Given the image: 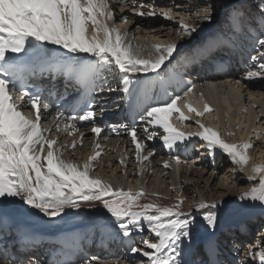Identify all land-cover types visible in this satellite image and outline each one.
I'll return each instance as SVG.
<instances>
[{
    "label": "snow or ice",
    "instance_id": "snow-or-ice-1",
    "mask_svg": "<svg viewBox=\"0 0 264 264\" xmlns=\"http://www.w3.org/2000/svg\"><path fill=\"white\" fill-rule=\"evenodd\" d=\"M112 7L114 5H110L109 0H0V213L6 214L9 208H14L16 199L27 206L21 211L36 210L47 217H60L62 213L67 215V209H80L82 204L90 207L99 205L97 210H106L124 237H131L136 231L143 232L144 225H147L155 242L145 239L142 241L143 247L130 248L132 253L147 258L148 264H183L179 244L182 238H192L193 226L196 225L191 213L181 211L184 199L178 196L174 204L161 205L158 199H153L158 198L159 193H147L143 188L137 191L125 189L90 175L95 170L94 162L100 157V151H95L82 164L65 159L64 148L74 150L77 141L73 140L71 145L58 144V138L50 135L51 127L41 124L42 113L49 111L50 104L38 87L34 91L28 87L29 80L36 79L45 71H63L77 80L84 89L85 99L79 105L83 115L70 117L71 122L65 125L64 130L70 128L73 132L77 131L74 123L77 119L89 121L93 125L92 133L98 137L103 129L96 124L97 113L90 105L94 102L91 93L98 87L104 90L97 83L102 79L101 72L110 69L118 72L122 91L131 96L133 75L158 72L166 62L171 63L174 54H179L178 45L171 42L155 45V55L143 58L127 39L126 31L121 32L115 24L109 26L108 21L114 20ZM133 7L138 15L155 14L154 11L146 13ZM212 7H206L203 20H213ZM220 8L223 9L225 25L233 31L239 28L245 16L244 9L227 0L221 3ZM258 12L264 20V0H259ZM161 15L172 19L167 12H161ZM123 20L124 23L128 22L126 16ZM90 26L93 32L91 38L87 35ZM197 30L198 26L180 20L182 37L191 36ZM99 32H103V40L98 39ZM223 39L224 30L221 28L214 37L193 49L191 57L195 59ZM257 43L264 48V31ZM49 45L58 47L53 49ZM81 53L87 54V57H82ZM261 58H264V54H261ZM252 59L255 61L257 57ZM258 68L259 71H248L245 79L264 78V63H259ZM239 83L237 80L236 84ZM195 88V84H190L183 97L176 95L170 97L169 101L136 106L138 120L144 127L141 130L134 122L127 129L135 145L136 160L142 164L154 154L151 151L142 154L147 149L146 141L158 137L164 146L172 149L195 136L204 142L203 146L209 154H227L243 171L251 160L248 150L253 145L250 142L230 143L223 138L219 127L207 125L202 119L195 120L201 129L198 132H184L171 122L174 113L179 114L181 121L189 119L177 102L186 100ZM107 90L114 91L111 87ZM69 106L73 111L77 108L76 104ZM186 106L190 113L201 118L215 111L207 102L202 111L192 107L187 100ZM62 118L64 112L58 111L56 131H60L59 121ZM141 131L143 137L139 135ZM79 135L82 146L84 133ZM233 135L234 132L228 133L229 137ZM94 148L98 149L99 145H94ZM174 159L176 164L180 163L179 157ZM120 163H124L123 159ZM164 166L170 167L169 162L164 161ZM245 179L258 182L242 192L239 199L264 208V161L253 164ZM142 199L148 202L141 203ZM221 204L222 199H201L193 206L203 210V222L214 229L221 218ZM145 248L149 250L145 251ZM210 251L214 249L210 248ZM252 252L253 249L249 248V256ZM96 259L91 257L82 264H92ZM255 259L258 264H264V247L255 253ZM28 264L38 262L29 261Z\"/></svg>",
    "mask_w": 264,
    "mask_h": 264
},
{
    "label": "bare ground",
    "instance_id": "bare-ground-1",
    "mask_svg": "<svg viewBox=\"0 0 264 264\" xmlns=\"http://www.w3.org/2000/svg\"><path fill=\"white\" fill-rule=\"evenodd\" d=\"M254 1L257 3V6H259V0ZM145 2L146 1H141L140 3H136L133 1L130 2L129 0L128 3L125 4L123 2L121 3L120 0H116V6L121 9L124 7L125 10L115 14V25L119 27L121 32H127V39L129 41L135 37L140 39L141 45L148 49V54L145 58L155 55L154 46L157 44L166 45L175 42L179 49V45L188 39L189 36L182 37L180 35V24H174L171 19L158 17L156 14L138 15L132 5L135 6V9L147 13V4ZM157 2L161 7L169 9V13L172 10L175 15L173 17H175L176 20L174 22H180V20L183 19L186 23L196 25L198 29H200L202 27L200 25H205V23L209 22L203 20L206 7L213 6L210 11L213 13V19L216 20L218 14L221 12L220 5L225 2V0H157ZM227 2L237 4L243 8L247 19L244 18L240 27L235 31L225 25L223 20L222 24L212 29L214 36L221 28L224 30V37L226 36V38L229 39L234 33L237 35V32H241L242 27H245L246 31H248L247 28L251 29V32L247 33L248 36L246 37H258V34L264 31V24L259 28V26L255 27L254 24L250 23L249 19L255 20L258 17L260 18V14L258 11H254L247 2L244 0H227ZM141 5H144V7L141 8ZM130 10L134 13H130ZM125 16L128 20L127 23H124L123 20ZM260 20L262 23L264 22L261 18ZM208 29L210 28L206 27L197 30V33L195 32L196 34L193 33L192 35L194 36L191 35L190 43L196 39H200L199 41H201L202 38L210 36L206 35ZM253 30L257 33H254ZM199 33L201 35L198 36ZM101 36H104V34H101ZM241 49L244 50L242 47ZM256 50L257 53L255 56L257 60L253 61L247 71L241 72V74L237 76L235 82H227L226 78L215 79L218 81V88L215 94L216 102L220 105V103L224 101L227 103L228 108L224 111L223 107L214 106L213 108L215 111L207 115L212 121L207 122L202 119V122L207 125L214 128L219 127V131L223 138L228 142L242 141L250 142L253 145L252 148L248 150V155L251 157L250 164L245 167L243 171L231 160H227L228 158L225 160L223 157L224 154L217 152L215 155L210 154V156H208L209 152L205 147H202L201 153L194 159V161H196L195 163H193L192 160L187 161V158L181 159L179 157L180 163L176 165L179 166L182 164L183 167L181 171L175 172L173 171L174 164L168 158L169 152L167 151V147L164 146L162 140L158 137L151 141H146L147 149L142 154L146 155L148 151L154 154L141 164L136 160L135 145L132 143L128 132H125L119 141L108 136L103 131L98 137L96 134L89 131L82 132L84 136L82 137L83 143L81 146L80 132H73L70 128L68 131H65L60 123V131H56V120L52 119L49 112L42 113L41 124L43 127H51L52 131L50 135L58 138L59 145H71L73 140L77 141V147L74 150L70 147L64 148L63 156L65 159L75 160L80 163V160H78L79 154H85L89 157L93 155L95 151H100V157L94 162L95 170L92 171L93 176L101 177L104 181H108L114 186H123L125 189L131 188L133 191H137L143 188L147 193H159L160 196L158 198L153 197V199H158L161 205L174 204L178 196L183 198L184 203L181 211L184 213H191V218L196 221V225L193 226L192 238L190 240L182 238V242L179 244V247L182 249L181 260L183 264H203L207 257L202 253V246H205L206 250L215 256L219 251L217 257L225 264H231L229 263V259H232L238 264H258V260L255 259V253L264 247V208L257 203L239 199L242 192L247 191L258 182V180L249 182L245 179L251 166L264 161V78H255L252 80L245 79L248 71H259L258 64L264 63V58H261V54H264V48L258 46ZM80 55L82 57L87 56V54L83 53ZM179 58H181V55H174L170 65L167 68H161L163 69L161 75L171 74V71H173L171 68H173L174 63H176ZM107 73V79L113 88H115L117 97L120 96L122 85L119 83V73L111 69L106 71V74ZM139 77V74H135L132 79L136 81ZM166 78L167 76H164V80L168 82L169 79L167 78L166 80ZM194 78L197 79L196 76ZM195 79H193V81H195ZM237 80L240 81L239 84H236ZM153 82L151 76L145 80V84L142 85L143 91L141 92L140 89V98L147 96V93H152L150 89H152ZM194 83H199L198 85L202 84V82L198 81ZM183 94L184 92L179 96L183 97ZM107 99L112 100L111 98ZM200 99L201 97L195 99L191 94L186 98L187 103H190L192 107L197 110L202 111L203 105ZM186 100L181 99L177 102V106L185 116L189 117L188 120L195 121L197 118L188 111ZM113 102L114 99L111 101L112 105ZM171 122L175 127L181 130L187 129L188 132H193L191 131L193 125L190 121L171 119ZM143 127L144 124L140 123L138 128L142 130ZM200 130L199 126L194 128V132ZM69 132H71V135H69ZM229 132H234L235 135L229 137ZM139 135L143 137V132L141 131ZM197 141L195 137L185 141V143H181L182 145L179 143L181 149H178V151L185 152L187 148H190V144L192 143H194V147L198 150L199 143H195ZM96 144L99 145L98 149L94 148ZM177 148H179V146ZM174 150L175 148H172V151ZM122 159L124 161L123 164L120 163ZM164 161H168L170 167L166 168L164 166ZM201 199L205 201L222 199L221 218L214 229L208 226L206 222H203V210H199L193 206L194 202ZM146 202L148 201L144 199L141 200V203ZM23 206L27 208L26 205ZM98 207L99 205L90 207L86 204H82L80 209H67V215L62 213L60 217H47L36 210L29 211L33 217H37L39 220L43 221V227L47 228L60 229L68 225L77 226L86 222L89 224L95 223L99 226L97 235L99 231H101L100 243L103 244L105 242V234H115L119 230L115 226L114 220L111 218L110 214H107L106 210L103 209L98 211ZM229 221L232 222V224H230L231 226H226L225 224ZM247 225L251 228L249 237L252 242L248 245L249 248L253 249L252 255L249 256L248 254L249 248L246 251L247 244L245 248L242 249L244 252L243 254L237 253V255H235V252L226 248L225 240H230L234 243L235 239H233V236L231 235L229 238V234L233 228L240 229V231L244 233L246 232L245 229H248V227H246ZM119 235L120 238H124L122 234ZM133 235L138 238L136 244H140L145 239L150 240V242H155L152 240L146 224L144 225L143 232L136 231ZM109 237L112 236L109 234ZM117 240L118 238L113 241H106V246L99 245V247H97L96 245L92 247V251H94L93 255H95L93 257L97 258L92 264H148L147 258L140 254H134L130 250H128L127 253L117 251L116 248H114ZM236 242L241 243L240 239ZM245 243H248V240L247 242L245 241ZM233 245H238L237 243L232 244L231 247L241 250V247ZM210 247H212L211 249H214V251H210ZM96 248L99 250L98 253ZM147 250L149 249L145 248V251ZM139 258L142 259V261L135 263V259ZM80 264H82V262Z\"/></svg>",
    "mask_w": 264,
    "mask_h": 264
},
{
    "label": "rangeland",
    "instance_id": "rangeland-1",
    "mask_svg": "<svg viewBox=\"0 0 264 264\" xmlns=\"http://www.w3.org/2000/svg\"><path fill=\"white\" fill-rule=\"evenodd\" d=\"M245 2H247V4H249L250 5V7L254 10V11H258L257 9H256V7L255 6H257V3L254 1V0H244ZM230 4H232V3H230ZM156 19V18H155ZM223 20H224V15H223V9H221V12L218 14V17L216 18V20H212V21H209V22H207V23H205V25L204 24H202V25H200V26H202L200 29H198V30H201V29H203V28H206V27H208V28H210V29H213L214 27H216L217 25H220V24H222V22H223ZM172 21V20H171ZM174 24H176L175 22H173ZM210 29H208L207 31L209 32L210 31ZM199 32H202V31H199ZM199 35H201L200 33L198 34V36ZM192 36H194V35H192ZM192 36H189L188 37V39H186L185 41H183L182 42V44L181 45H179V48L180 47H182V46H185L186 45V43H189L190 41H191V37ZM190 39V40H189ZM188 45V44H187ZM249 66L251 65V64H248ZM196 157H198V156H196ZM200 157H201V155H200ZM228 160V159H227ZM230 161V160H229ZM230 224H232V222L231 221H229V222H227L225 225L226 226H231ZM246 227H248V229H249V225H247ZM227 241V240H226ZM134 243H136V242H134ZM136 246L137 247H143V245H142V242L140 243V244H136ZM232 246V245H231ZM229 249L232 251V252H235V255H237V253H240V254H243L244 252H243V250L241 251V250H239V249H235V247L234 248H232V247H229ZM235 249V250H234ZM145 250V249H144ZM217 252V251H216ZM219 252V251H218ZM218 252H217V254H218ZM220 252H221V250H220ZM103 257H105V256H103ZM104 260H105V258H104ZM136 261H135V263H138V262H140V261H142V259H135ZM95 264H97V263H95Z\"/></svg>",
    "mask_w": 264,
    "mask_h": 264
}]
</instances>
